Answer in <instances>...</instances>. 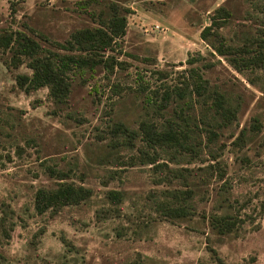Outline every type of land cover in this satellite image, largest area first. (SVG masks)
<instances>
[{"label": "rangeland", "instance_id": "1", "mask_svg": "<svg viewBox=\"0 0 264 264\" xmlns=\"http://www.w3.org/2000/svg\"><path fill=\"white\" fill-rule=\"evenodd\" d=\"M74 1L17 0L10 18L9 0H0V28L22 30L53 49L38 35L63 42L71 31L95 24L73 9ZM108 1L130 10L126 33L111 53L125 64L112 72L99 65L70 73L62 103L53 102L44 87L19 89L15 75L30 70L25 64L7 68L3 60L10 53L0 51V216L7 207L14 224L9 238L0 229V264H128L138 258L147 264H196L213 260L209 249L226 264H264V61L236 70L199 36L213 10L223 5L231 13L219 29L226 42L246 45L248 57L264 53L262 0H103L89 7L105 10ZM197 52L204 59L193 66L210 89L237 107L236 119L217 128L208 143L202 98L161 100L165 91L182 85L185 60ZM181 105L190 115L197 153L147 146L140 123L158 129L168 121L182 125ZM255 120L259 128L251 131ZM118 122L138 133L129 143ZM243 128V144L234 145ZM213 155L222 180L203 170L215 163ZM50 169L89 187L90 198L37 214L34 191L58 182ZM224 189L235 208L241 205L244 223L219 235L209 216L232 210L221 202ZM109 190L123 192L115 210ZM185 190L191 191V215L165 218L157 204Z\"/></svg>", "mask_w": 264, "mask_h": 264}, {"label": "trees", "instance_id": "2", "mask_svg": "<svg viewBox=\"0 0 264 264\" xmlns=\"http://www.w3.org/2000/svg\"><path fill=\"white\" fill-rule=\"evenodd\" d=\"M103 0H76L74 10L82 11L93 18L94 25L86 26L69 33L63 42L50 40L39 34L38 37L49 43L53 49L43 47L35 36L26 32L13 29L11 27L0 28V51L9 52L8 61L3 60L7 68H17L21 64L30 70V73L17 74L14 77L16 86L28 93L31 90L46 88L47 95L53 102L62 103L66 100L70 91L69 74L81 69H94L101 65L105 70L112 72L114 66L121 67L122 61L118 62L113 56L118 48V42L126 33L127 17L129 8L121 6L114 1L105 3V10H94L91 4L101 3ZM264 5V0H262ZM17 7V0H9L8 14L14 17ZM231 13L223 5L217 6L209 16L210 23L204 26L199 32L200 38L219 56L226 57L229 64L236 70L241 66L255 64L260 66L264 61L263 50H258L253 57H248L250 53L247 46L232 45L226 42L225 37L219 29L228 21ZM27 27V26H26ZM30 29V28H29ZM33 31L32 29H30ZM34 32V31H33ZM260 48V46H259ZM204 59L200 53L189 54L185 60L188 68H185L182 85L171 91H165L161 100L168 103L172 97L185 100L193 95L203 100V133L207 137V143L216 139L217 128L226 127L236 119L237 107L232 106L228 97L221 91L209 88L208 80L199 71L198 66H193L198 60ZM209 64H203L208 66ZM187 69V70H186ZM186 73V75H185ZM188 98V99H189ZM186 107H189L188 104ZM179 117L183 120L182 125L168 121L162 129H158L154 124L141 122L139 129L145 136L146 145L159 149L172 148L178 151L197 153V143L193 136V130L188 112L179 106ZM125 135V143H129L138 133L129 130L123 123L116 125ZM193 127H197L193 125ZM259 128V123L255 120L250 130ZM246 131L243 128L233 140V144L241 146L245 139ZM119 142H117L118 144ZM122 143V142H120ZM124 143V142H123ZM150 163L155 162L154 157H147ZM214 164H209L203 168L208 173L217 172L218 178L223 179L224 173L220 167L216 156L213 155ZM57 175V184L53 188H37L33 194V207L37 214L46 211L57 212L64 206L78 205L88 200L92 190L83 184H75L66 181L65 173L52 170ZM226 190L221 193V202L227 203L223 212H214L209 216V224L219 235L235 232L243 223L241 218L242 208H236L229 202ZM225 193V194H224ZM108 200L113 204V210L121 202L123 192L119 190H109ZM191 191H177L173 193L170 202H160L157 209L168 219L183 218L191 215L190 206L187 199L190 198ZM175 200V201H174ZM174 201V202H173ZM7 207L1 209L0 229L5 238H9L13 222L10 220V212ZM248 216V215H246ZM213 255L211 262H197L196 264H226L214 249H209ZM128 264H147L141 258L135 259Z\"/></svg>", "mask_w": 264, "mask_h": 264}, {"label": "built area", "instance_id": "3", "mask_svg": "<svg viewBox=\"0 0 264 264\" xmlns=\"http://www.w3.org/2000/svg\"><path fill=\"white\" fill-rule=\"evenodd\" d=\"M155 29H161V28H159V26H158V25H155Z\"/></svg>", "mask_w": 264, "mask_h": 264}]
</instances>
